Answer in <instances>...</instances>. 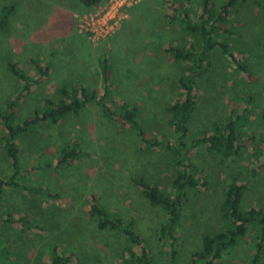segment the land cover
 Here are the masks:
<instances>
[{
	"label": "rangeland",
	"instance_id": "rangeland-1",
	"mask_svg": "<svg viewBox=\"0 0 264 264\" xmlns=\"http://www.w3.org/2000/svg\"><path fill=\"white\" fill-rule=\"evenodd\" d=\"M55 1L0 0V8L14 5L7 29L0 32V109L22 85L3 68L9 59L33 80L29 91L18 100L16 121L30 114L44 96H54L53 88L60 82H79L101 92L100 62L105 60L108 105L114 110L120 104L134 105L146 135L173 143L165 107L181 97L177 80L185 64L170 59L163 48L167 44L199 45L196 34L182 29L179 0H139L128 9L116 34L93 43L79 27V19L87 11L100 10L109 0L75 11L73 16L71 10L56 9ZM212 1L218 7L224 0ZM183 5L194 21L199 0H187ZM54 27L60 28L59 36ZM218 32L231 57L219 48L211 51V68L195 90L196 108L188 122L189 135L221 129L228 117L238 116L241 143L238 152L228 157L204 146L189 151L200 184L187 191L180 210L173 245L176 264H185L202 234L224 227L220 205L227 184L245 186L242 209L264 204V8L250 0L233 2ZM32 58L48 67L45 75H38ZM232 59L247 70L242 71ZM3 135L0 122V177L11 171L2 148ZM71 140L78 145L79 157L55 167L58 148ZM16 144L19 166L24 171L23 176L19 173L21 183L40 185L55 196L5 188L0 214L25 212L39 228L20 230L19 224L0 225V251L9 247L0 264H46L52 244L70 254L71 264H124L119 256L126 245L122 235L98 231L87 215L92 196L133 222L152 264H168L169 241L158 231L165 215L142 197L133 182L143 177L171 193L176 166L168 161L166 148L142 143L127 123L109 119L96 102L55 124H36L19 135ZM255 234L251 227L214 264H249ZM132 249L137 251L138 247Z\"/></svg>",
	"mask_w": 264,
	"mask_h": 264
},
{
	"label": "trees",
	"instance_id": "trees-1",
	"mask_svg": "<svg viewBox=\"0 0 264 264\" xmlns=\"http://www.w3.org/2000/svg\"><path fill=\"white\" fill-rule=\"evenodd\" d=\"M77 1L90 8L101 2V0ZM236 1L243 2L245 0H224L218 7H215L212 0H199V11L194 21L191 20L184 8L183 4L187 0L177 2L178 8L182 11L179 14L182 29L196 34L199 45L198 48H195L192 44L185 46L167 44L163 48L170 59L185 64L184 72L177 80L181 97L165 107L169 113L168 124L174 137L173 143L164 137L158 138L154 135H146L145 129L137 116V108L134 105L120 104L116 110L108 105L106 97L110 90H108L109 84H106L108 71L107 66L104 64L105 60L100 62L103 84L101 92L79 82H60L53 88L54 96H44L40 100V104L34 107L30 114L16 121L18 100L24 91H29L33 80L26 73L24 74L13 60L5 61L3 68L18 78L22 85L17 94L7 100L4 108L0 109V122L4 129L2 148L11 166L10 174L6 177H0V200L5 188L9 187L26 190L33 194L48 192V195L55 196V194L53 195L40 185L35 187L24 186L21 183L22 179L20 180L19 173L23 176L24 171L19 166L20 150L16 144V138L30 131L38 123L55 124L67 115H77L88 104L96 102L109 119L118 118L123 123H127L142 143L147 146H163L170 152L168 161L176 166L170 182V194L165 193L155 183H151L143 177H137L133 179V182L139 188L142 197L149 203L158 206L164 213L165 221L158 231L161 237L169 241L168 264H176L177 252L174 250L173 245L176 239L175 231L180 218V210L187 200V191L200 184L195 176L197 166L188 158L189 151L204 146L210 152H217L224 157H228L238 152L241 143L240 130L236 124L238 116L236 119L228 117L221 129L214 128L210 133L201 130L193 137L189 135L188 127V122L196 108V87L200 84L203 75L208 73L211 68V51L219 48L231 57L228 45L219 38L218 31L221 30V24L227 21L229 6ZM250 1L264 8V0ZM13 9V4L4 5L0 8V32L7 29L8 20ZM172 18H174L173 15ZM232 60L239 64L238 66L242 71L247 70L238 60ZM31 63L37 69L38 75H45L48 69L47 66L42 67L33 58ZM261 118L264 120V113L261 114ZM79 153L78 145L72 140L65 145H61L57 150L54 166L58 167L71 163L79 157ZM46 165L49 166V164ZM244 189L243 184H227L223 190L220 205L221 214L225 220L224 227L221 230L202 234L199 245L190 251L185 264H214L216 260L221 258L223 253L230 251L251 227L256 229V234L249 264H261L264 255V204L259 207L242 209L241 199ZM87 215L93 219L98 231H110L122 235L126 245L119 256L124 264H152L146 245L133 229L131 220H124L120 214L109 210L94 196L89 200ZM6 224H19L20 230L39 228V225L25 212L17 216H13L9 212L0 214V225ZM134 245L138 247L137 251L132 249ZM7 248L9 247L1 248L0 258L8 253ZM71 262L70 254L57 248L56 245H50L46 264H71Z\"/></svg>",
	"mask_w": 264,
	"mask_h": 264
},
{
	"label": "built area",
	"instance_id": "built-area-1",
	"mask_svg": "<svg viewBox=\"0 0 264 264\" xmlns=\"http://www.w3.org/2000/svg\"><path fill=\"white\" fill-rule=\"evenodd\" d=\"M139 0H109L100 10H90L81 17L79 27L92 42L104 39L116 32L130 7ZM92 42V43H93Z\"/></svg>",
	"mask_w": 264,
	"mask_h": 264
},
{
	"label": "crops",
	"instance_id": "crops-1",
	"mask_svg": "<svg viewBox=\"0 0 264 264\" xmlns=\"http://www.w3.org/2000/svg\"><path fill=\"white\" fill-rule=\"evenodd\" d=\"M56 3H57V5H58V7H56V9H58V10H71V16H73V13L75 12V11H80V12H82V11H84V10H87V9H89L90 7H86V6H83L79 1H77V0H65V1H62V0H56L55 1ZM60 4H62V5H60ZM73 18V17H72ZM74 19V18H73ZM54 20H56V22L58 21V19H55V17H54ZM53 20V21H54ZM53 23V22H52ZM53 27V26H52ZM56 27H54V29H55ZM56 30H57V32H58V36H59V33H61V30H60V28L59 27H57L56 28ZM54 33V32H53ZM67 33H65L64 35H66ZM70 36H75V35H73V34H71ZM114 36V35H113ZM62 37V36H61ZM75 37H77V36H75ZM113 38V37H112ZM111 38V39H112Z\"/></svg>",
	"mask_w": 264,
	"mask_h": 264
}]
</instances>
